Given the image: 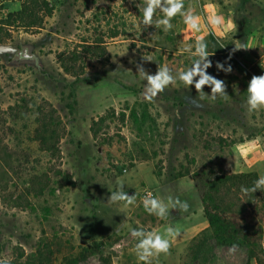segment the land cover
<instances>
[{
	"label": "rangeland",
	"instance_id": "374dc122",
	"mask_svg": "<svg viewBox=\"0 0 264 264\" xmlns=\"http://www.w3.org/2000/svg\"><path fill=\"white\" fill-rule=\"evenodd\" d=\"M21 1L0 0V37L11 47L0 52V168L7 174V188L0 191V260L34 254L48 241L54 264L82 249L90 255L79 264H145L131 231L166 235L172 227L178 235L166 237L169 251L149 258L150 264H245L243 247L209 240L205 263L192 261L188 247L207 228L200 196L214 174L264 176V107L250 111L247 104L253 70L264 72V0H184V11L199 17V31L182 16L174 20L177 15L165 31L156 23L164 18L159 8L145 25V0H45L53 11L40 27L6 28V15L18 11ZM213 15L219 25L209 23ZM207 34L224 44L223 53L208 57L207 73L224 81L226 94L213 99L209 86L197 92L179 80L155 97L142 94L147 81L139 67L154 75L167 66L175 76L192 66L196 40ZM23 47L34 61L14 59ZM73 50L78 60L67 65V74L57 56ZM218 62L232 71L218 70ZM44 103L65 128L53 158L33 141L35 109ZM109 109L114 116L94 141L91 121ZM58 170L74 185L64 183ZM34 175L45 176L46 184L42 196H29L34 211L13 208L11 196ZM120 185L135 195L134 204L108 202ZM145 192L169 205L166 218L145 210ZM245 197L229 193L224 201L234 211ZM176 199L187 203V211L171 208Z\"/></svg>",
	"mask_w": 264,
	"mask_h": 264
},
{
	"label": "trees",
	"instance_id": "16d2710c",
	"mask_svg": "<svg viewBox=\"0 0 264 264\" xmlns=\"http://www.w3.org/2000/svg\"><path fill=\"white\" fill-rule=\"evenodd\" d=\"M52 11L53 9L45 0H22L18 11L6 15L5 27L10 28L16 25L15 28L25 30L40 27L43 18L51 16ZM180 17L181 15L177 14L174 20L180 19ZM116 36L117 32H112L110 35L111 38ZM203 39L207 44L209 56L224 52L222 40L211 34H207ZM2 43L3 39L0 37V45ZM84 49L85 52L90 51L89 47ZM77 54L76 50H73L57 56V61L67 74L71 71L67 65L74 64L78 60ZM99 54L102 55V53ZM94 55L97 54L94 53ZM253 74L259 76L264 75V72L261 68H256L253 70ZM35 116L36 127L33 131V141L37 143L38 150L52 158L59 156V143L65 133L60 116L49 103L37 106ZM113 116L114 110L109 109L104 116L91 121L89 133L94 141L98 140V134L104 122ZM124 118L125 115L119 113V122L123 123ZM100 143H105V141L102 140ZM4 175L7 174L0 168V191L2 192L7 188ZM56 175L67 185H74L67 173L58 170ZM44 179L43 175H34L28 186L18 196H11L12 207L33 212L34 207L29 201V196L44 194L46 190ZM258 179L256 172L236 174L222 172L214 174L205 183L200 202L207 228L193 238L188 247V256L192 261L201 263L208 261L211 253L208 241L214 240L218 246L245 248L247 257L245 264H250L251 261L254 264H264V198L262 190L252 191ZM34 184H37L38 187L34 188ZM229 193H233L236 197L246 196L245 203L232 211L231 205H226L224 201V197ZM54 255L53 246L47 241L34 254L25 255L23 251L19 252L13 260L9 261V264H54ZM89 255L88 249H82L76 256L69 255L63 258L60 264H79L85 261ZM101 261L104 264H110L108 259H101Z\"/></svg>",
	"mask_w": 264,
	"mask_h": 264
},
{
	"label": "clouds",
	"instance_id": "9594fccd",
	"mask_svg": "<svg viewBox=\"0 0 264 264\" xmlns=\"http://www.w3.org/2000/svg\"><path fill=\"white\" fill-rule=\"evenodd\" d=\"M146 7L143 9V23L151 25L153 23V16L156 9H160L164 18L158 20L157 26H163L165 31L172 28L171 19L177 14L181 15L187 27L193 31H199V17L192 14L191 10L184 11V0H145ZM209 23L212 25L220 24V17H209ZM192 46L187 49L191 51ZM197 57L192 66L187 70H180L175 76L167 67L158 68L154 75L148 74L143 67H139L138 71L142 74V78L147 81L145 86L144 95L146 98L155 97L160 92L164 91L169 85L175 84L177 80L182 82L185 86L194 85L197 92L204 89L205 86L211 88L212 98L215 99L217 94H226V85L224 81L215 78L207 73V69L212 66L211 61L208 59L207 44L203 37H199L195 43V52ZM218 70H223L227 73L232 71L231 65L227 68L221 63H217ZM198 78V79H197ZM248 99L247 104L249 110H257L264 107V75H254L248 84ZM264 191V176H261L253 187L252 191ZM247 191V189H244ZM135 195H129L123 191V185H120L119 190L112 192L108 198L109 203L126 202L127 205H132L135 202ZM143 206L149 214L156 215L159 218H166L169 212V205L164 203L162 199L153 197L151 193L143 199ZM172 209H182L187 211L188 205L186 202L182 203L178 199L171 201ZM133 237L139 238L136 244V254L139 260L144 261L145 264H150V259L154 255L167 253L170 248V240L178 233L172 227L166 229V235H161L152 231H144L143 229H133L131 231ZM168 237V238H166ZM0 264H9V261L0 260Z\"/></svg>",
	"mask_w": 264,
	"mask_h": 264
},
{
	"label": "flooded vegetation",
	"instance_id": "af4514ba",
	"mask_svg": "<svg viewBox=\"0 0 264 264\" xmlns=\"http://www.w3.org/2000/svg\"><path fill=\"white\" fill-rule=\"evenodd\" d=\"M29 56H31V58H29ZM15 60H19V59H28V60H33L34 61V57L32 54L29 53V51L27 50V48L23 47L20 49V51L16 52V55L14 57Z\"/></svg>",
	"mask_w": 264,
	"mask_h": 264
},
{
	"label": "water",
	"instance_id": "95a60500",
	"mask_svg": "<svg viewBox=\"0 0 264 264\" xmlns=\"http://www.w3.org/2000/svg\"><path fill=\"white\" fill-rule=\"evenodd\" d=\"M7 50H11V47L8 45H0V52H4ZM29 58H31V56H29ZM142 94L144 95V90L142 91Z\"/></svg>",
	"mask_w": 264,
	"mask_h": 264
},
{
	"label": "built area",
	"instance_id": "2783aa9c",
	"mask_svg": "<svg viewBox=\"0 0 264 264\" xmlns=\"http://www.w3.org/2000/svg\"><path fill=\"white\" fill-rule=\"evenodd\" d=\"M148 192H145L144 196H147Z\"/></svg>",
	"mask_w": 264,
	"mask_h": 264
},
{
	"label": "crops",
	"instance_id": "0c3cea01",
	"mask_svg": "<svg viewBox=\"0 0 264 264\" xmlns=\"http://www.w3.org/2000/svg\"><path fill=\"white\" fill-rule=\"evenodd\" d=\"M205 228V227H204Z\"/></svg>",
	"mask_w": 264,
	"mask_h": 264
}]
</instances>
